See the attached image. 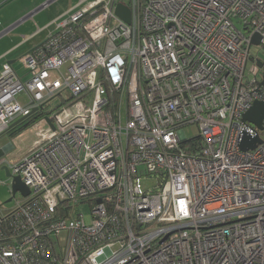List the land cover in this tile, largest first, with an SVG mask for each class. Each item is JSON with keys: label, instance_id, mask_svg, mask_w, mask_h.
Returning a JSON list of instances; mask_svg holds the SVG:
<instances>
[{"label": "built area", "instance_id": "built-area-1", "mask_svg": "<svg viewBox=\"0 0 264 264\" xmlns=\"http://www.w3.org/2000/svg\"><path fill=\"white\" fill-rule=\"evenodd\" d=\"M254 35L264 50V0H98L20 57L27 78L5 62L0 136L46 113L0 156L29 189L0 205V264H264V119L241 121L264 102Z\"/></svg>", "mask_w": 264, "mask_h": 264}, {"label": "crops", "instance_id": "crops-1", "mask_svg": "<svg viewBox=\"0 0 264 264\" xmlns=\"http://www.w3.org/2000/svg\"><path fill=\"white\" fill-rule=\"evenodd\" d=\"M98 0H0V68L8 62L23 77L25 69L20 57L39 45L54 23L73 9L89 6ZM19 65V66H17ZM10 145L2 147V154ZM28 149V148H27ZM27 149L16 157L15 160ZM7 159V157H4Z\"/></svg>", "mask_w": 264, "mask_h": 264}, {"label": "rangeland", "instance_id": "rangeland-1", "mask_svg": "<svg viewBox=\"0 0 264 264\" xmlns=\"http://www.w3.org/2000/svg\"><path fill=\"white\" fill-rule=\"evenodd\" d=\"M76 1V0H75ZM79 0H77L78 2ZM123 2L127 3V0H121ZM251 56L256 57L261 62H264V50L261 46L256 45L251 47ZM250 65V62L247 65L246 73H248V67ZM19 66V65H17ZM65 68H63L64 70ZM27 78V74L23 76V79ZM17 100L24 104L27 101V96L24 93H20L17 95ZM55 103V102H54ZM53 103V105H54ZM36 129L34 127H29L26 130H24L21 134L14 138H10L7 134H3L0 136V148L5 147L6 145H10V147L4 151L3 157H7V159H12L16 157L18 154H20L23 150L30 147L32 144V141L35 138V131ZM185 133L187 137H191L197 133V129L194 125H191L185 129ZM261 136H264V132L260 131ZM0 166V205L3 208H11L14 206L16 199L21 198V194L19 192H16L13 196L11 193V177H8L5 173V170L1 168ZM142 168V167H140ZM157 177H147L146 175L141 177L142 184L144 188L149 189L151 188L152 184L156 181ZM9 198H11L10 201H7ZM78 210L82 212L85 215L86 220H89V213L90 208L87 203L81 204L78 207Z\"/></svg>", "mask_w": 264, "mask_h": 264}, {"label": "water", "instance_id": "water-1", "mask_svg": "<svg viewBox=\"0 0 264 264\" xmlns=\"http://www.w3.org/2000/svg\"><path fill=\"white\" fill-rule=\"evenodd\" d=\"M115 13L117 16H119L121 19H123L125 22H130V9L122 4L121 2L116 4L115 7ZM251 43L257 45L259 43V36L254 35L251 39ZM257 64L262 67V82H264V62H261L260 60L257 61ZM24 118H21L11 124V126H14L15 124L19 123ZM264 119V102L255 101L252 106L243 114L241 121L246 123L249 122L255 126H257L259 129L263 128V122ZM262 139L259 135H256L254 137H250L247 134H244L241 137V140L239 141V146L241 150L246 151L250 149H254L258 143H260ZM2 149H0V156H2ZM2 169L5 170V173L8 177H11V193L12 196L19 192L22 196H26L29 193L28 187L23 183L21 178L19 176H11L8 168L6 166H2ZM11 198H9L7 201H10Z\"/></svg>", "mask_w": 264, "mask_h": 264}, {"label": "trees", "instance_id": "trees-1", "mask_svg": "<svg viewBox=\"0 0 264 264\" xmlns=\"http://www.w3.org/2000/svg\"><path fill=\"white\" fill-rule=\"evenodd\" d=\"M46 112L35 113L32 116L26 118L24 121L13 126L8 132L7 135L10 138H14L21 134L24 130L32 126L35 122L39 120L40 117L44 116Z\"/></svg>", "mask_w": 264, "mask_h": 264}]
</instances>
